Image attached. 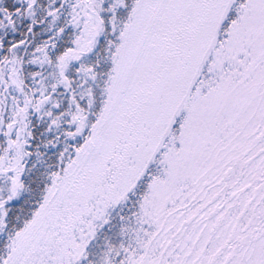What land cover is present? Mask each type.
Instances as JSON below:
<instances>
[{
	"label": "snow or ice",
	"instance_id": "1",
	"mask_svg": "<svg viewBox=\"0 0 264 264\" xmlns=\"http://www.w3.org/2000/svg\"><path fill=\"white\" fill-rule=\"evenodd\" d=\"M0 264H264V0H0Z\"/></svg>",
	"mask_w": 264,
	"mask_h": 264
}]
</instances>
